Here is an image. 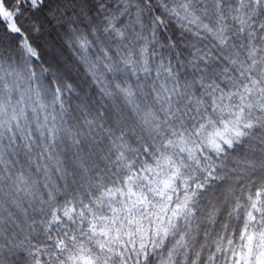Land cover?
<instances>
[{"label": "snow or ice", "instance_id": "obj_1", "mask_svg": "<svg viewBox=\"0 0 264 264\" xmlns=\"http://www.w3.org/2000/svg\"><path fill=\"white\" fill-rule=\"evenodd\" d=\"M0 264H264V0H0Z\"/></svg>", "mask_w": 264, "mask_h": 264}]
</instances>
